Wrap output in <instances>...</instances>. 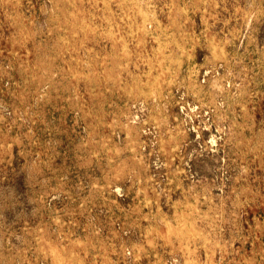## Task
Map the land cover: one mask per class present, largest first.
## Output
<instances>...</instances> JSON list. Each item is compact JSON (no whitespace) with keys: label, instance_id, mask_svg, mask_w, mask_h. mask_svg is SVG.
<instances>
[{"label":"rangeland","instance_id":"374dc122","mask_svg":"<svg viewBox=\"0 0 264 264\" xmlns=\"http://www.w3.org/2000/svg\"><path fill=\"white\" fill-rule=\"evenodd\" d=\"M0 264H264V0H0Z\"/></svg>","mask_w":264,"mask_h":264}]
</instances>
